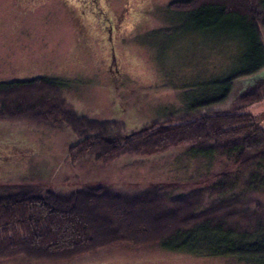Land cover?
I'll return each instance as SVG.
<instances>
[{"label":"rangeland","instance_id":"1","mask_svg":"<svg viewBox=\"0 0 264 264\" xmlns=\"http://www.w3.org/2000/svg\"><path fill=\"white\" fill-rule=\"evenodd\" d=\"M182 0H0V81L45 77L61 82L68 106L99 122L118 123L122 137L186 111L241 107L264 124V68L238 75L229 95L202 106L210 83L240 68L244 45L221 28L202 29L187 14L168 9ZM264 43V29L259 28ZM262 97L248 105L239 98ZM65 124L0 120V197L68 192L85 185L133 193L153 184L177 195L207 184L224 167L195 156L184 144L122 153L95 163L72 162L80 140ZM0 264H260L230 256L170 251L157 244L115 243L62 261L18 255Z\"/></svg>","mask_w":264,"mask_h":264},{"label":"trees","instance_id":"2","mask_svg":"<svg viewBox=\"0 0 264 264\" xmlns=\"http://www.w3.org/2000/svg\"><path fill=\"white\" fill-rule=\"evenodd\" d=\"M168 9L191 15L202 29L229 31L245 47L239 68L245 67L210 83L212 91L196 105L226 98L235 77L264 68V0L171 1ZM61 86L45 77L0 81V120L69 126L81 137L68 149L72 162L88 156L103 163L122 153L184 144L191 154L220 159L224 167L207 184L177 195L153 184L133 193L85 185L0 197V259L55 262L128 243L264 264V124L256 115L241 107L186 111L178 120L155 121L118 137L115 121L90 120L71 109ZM261 94L242 95L240 105Z\"/></svg>","mask_w":264,"mask_h":264}]
</instances>
